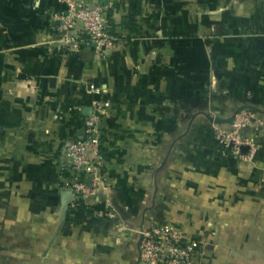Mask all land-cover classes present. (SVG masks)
<instances>
[{
	"label": "crops",
	"instance_id": "0c3cea01",
	"mask_svg": "<svg viewBox=\"0 0 264 264\" xmlns=\"http://www.w3.org/2000/svg\"><path fill=\"white\" fill-rule=\"evenodd\" d=\"M62 6L0 0V206L19 220L43 210L67 264H136L150 220L211 241L204 262L252 264L264 254V129L243 165L222 154L212 119L264 111V0H114L116 39L98 51L59 47L49 13ZM96 105L107 182L73 200L62 148Z\"/></svg>",
	"mask_w": 264,
	"mask_h": 264
},
{
	"label": "built area",
	"instance_id": "2783aa9c",
	"mask_svg": "<svg viewBox=\"0 0 264 264\" xmlns=\"http://www.w3.org/2000/svg\"><path fill=\"white\" fill-rule=\"evenodd\" d=\"M63 5L49 13L54 28L60 34L59 47L77 50L81 42L89 41L95 50L114 42L108 24V11L114 0H57ZM247 104V103H245ZM104 109L96 105L82 123V135H70L62 148L64 169L62 186L69 189L73 200L88 199L101 184L107 182V167L99 121ZM264 113L241 109L231 123L215 124L213 133L223 155L249 165L256 161L263 142ZM72 204V202H71ZM98 219H113L112 210L93 208ZM201 243L189 237L178 226L148 221L139 229L136 264H195L201 253Z\"/></svg>",
	"mask_w": 264,
	"mask_h": 264
},
{
	"label": "rangeland",
	"instance_id": "374dc122",
	"mask_svg": "<svg viewBox=\"0 0 264 264\" xmlns=\"http://www.w3.org/2000/svg\"><path fill=\"white\" fill-rule=\"evenodd\" d=\"M2 208L4 206H0V264H67L64 261L67 259L65 253L62 251H51L52 246L59 239L52 236L51 224L43 223L37 219L39 217L37 214H40L43 210L40 212L34 210V212L29 209L28 212L26 211L27 213L23 211V217L19 220L20 215L15 216L13 210L8 207ZM40 216L42 215L40 214ZM40 225L44 227L39 228ZM253 240H251V244L254 247L256 243ZM207 242H202L201 253L196 257L195 264H227L223 259L215 263L206 260L204 262V252L202 250L211 244V241L208 244ZM226 249L232 250L233 247L231 248V245H228ZM248 254H238V256L244 259V257H248ZM99 255L97 254L95 257V264L103 263V259ZM252 258L255 259L252 264H264L263 253L259 256L252 254ZM258 259L262 262H259ZM82 262L87 264L85 259L79 261V264ZM233 264L236 263L234 262ZM240 264H244L243 261Z\"/></svg>",
	"mask_w": 264,
	"mask_h": 264
},
{
	"label": "water",
	"instance_id": "95a60500",
	"mask_svg": "<svg viewBox=\"0 0 264 264\" xmlns=\"http://www.w3.org/2000/svg\"><path fill=\"white\" fill-rule=\"evenodd\" d=\"M241 109H250V110H253V111H256V112H260V113H264L263 110L253 106V105H250V104H243L241 105L240 107H238L235 112H237L238 110H241ZM234 112V113H235ZM234 113L229 116L228 118H225V119H212L213 122H215L216 124H224V123H231L233 118H234Z\"/></svg>",
	"mask_w": 264,
	"mask_h": 264
}]
</instances>
